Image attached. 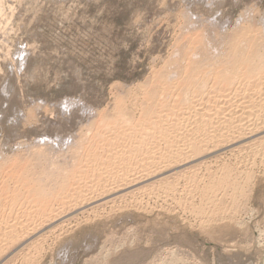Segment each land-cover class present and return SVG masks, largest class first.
<instances>
[{"label":"rangeland","instance_id":"1","mask_svg":"<svg viewBox=\"0 0 264 264\" xmlns=\"http://www.w3.org/2000/svg\"><path fill=\"white\" fill-rule=\"evenodd\" d=\"M187 22L195 26L185 29ZM239 22L244 35L259 36L264 0H0V160L29 149L69 158L77 137L89 136L71 185L47 200L31 196L15 202V212L8 209L27 178L19 182L20 164L4 169L0 217L10 222L0 239L11 225H31L20 229L18 240L0 242V264H264V133L217 147L206 140V150L184 166L164 173L156 168L166 163H159L146 174L138 162L128 172L135 181L118 179L124 171L119 150L138 135L150 160L153 153L187 148L198 111L220 109L222 120L241 109L258 113L264 75L230 86L205 71L223 93L207 84L185 97L184 84L162 78L154 94L138 89L157 77L179 39L196 46L207 31L229 32ZM146 98L152 104L140 111ZM116 102L125 115L115 113ZM32 106L35 116L26 122ZM135 118V129H127ZM94 119L96 130L87 131ZM187 129L191 134L181 138ZM225 173L231 179L217 182ZM167 175L172 191L157 184ZM102 182L121 189L111 194ZM208 183L213 189L204 196ZM40 204L61 212L42 222Z\"/></svg>","mask_w":264,"mask_h":264},{"label":"bare ground","instance_id":"2","mask_svg":"<svg viewBox=\"0 0 264 264\" xmlns=\"http://www.w3.org/2000/svg\"><path fill=\"white\" fill-rule=\"evenodd\" d=\"M193 26L195 25L188 23V25L185 26V29H188L189 27L192 28ZM243 32H244V29L241 23L239 22L229 32H222V33L220 32L219 34H217L212 31H207L206 33H204V37L198 41V44L196 46H194L191 42H182V40L179 39L178 42L173 47L172 53L169 55L167 59L163 61V65L161 69H159L156 72L157 77L155 78L153 76L151 77V79L146 80L145 84H140L138 89L143 90V88L145 87L144 90H148L149 93L154 94L157 86L160 83H162L161 81H159L158 78L160 79L162 78L166 81L175 80L176 87L184 84L185 91L183 94L186 97L188 93H190V91H193L192 87H197L201 89V87L206 86L207 84L209 88L212 87L216 89L218 92L223 91L222 89H220L219 86H216L215 81L211 82V79H208L206 77V75H208L209 73H211L212 78H216V80L219 79L222 82L229 84L230 86L232 85V83H235V84L236 82L241 83L245 78H255L254 81L259 80L260 78H262L263 80L262 75H264V29H261L262 33L259 36H255V35L249 36L247 35V33L244 35ZM193 49L194 51L193 53H191L190 51ZM190 53H191V56H190ZM205 71L208 74H206ZM258 76L260 77L258 78ZM116 104L117 105L114 108L115 113L119 116L125 115L127 113L126 108L121 106L120 103L118 102H116ZM150 104L152 103H150L147 98L144 99V102L141 106L142 109H140V111L146 110L148 105ZM255 105L258 106L257 114H255V111H253L252 109H249V110L241 109V110H236V111L231 112L229 117L224 118L223 120L220 119L219 115H217V114L222 113L220 109L208 107L204 111L202 110L198 112L196 111L199 117H196L193 121V126L191 127V129L194 132L192 133L193 135L190 137V140L187 143V146H186L187 148L185 149H182L181 147L172 148V149L167 150L165 154H162L159 156H155V154L153 153L152 155L150 154L148 156L149 158H151L150 160H147L148 151L145 150L144 148V146H146V143L143 142L145 140V137L140 138L137 133H134V135H138L137 137H135L138 140L136 142L132 141L128 145V147H125V145H122L121 149L119 150L118 161L120 164L121 163L124 164L123 165L124 171L121 169L123 172L120 173L118 179H120V181H127L128 183L135 181L136 179L134 178V176H132L134 175V173L128 174V172H130L132 169L134 170V167L136 163L138 162H141L140 163L141 167L148 168L147 170L149 171L146 172V174H150L151 172H153L154 171L153 168H156V164H159V163H163V164L166 163L164 167L162 166L160 168H156L159 170L162 169V171L165 170L164 173L172 171L176 169V167L184 166L186 165L184 162L188 161L189 160L188 158L192 159V157L198 156L203 151L206 150L204 149L205 148L204 146L206 145L203 144V142L206 140L210 141L213 144L212 147H217L220 145L228 144L230 142L231 144L235 143L236 142L234 141L235 137H236L235 139H238V137H244L245 135L247 136V135H253V134L256 135L259 133H264V98L257 101ZM36 108L37 106H32L29 109L27 115L25 116L26 122L31 121V119L35 116ZM98 113L99 115L101 114V112H98ZM214 118H217L216 121L213 120ZM97 122L98 120H95V119L92 120L90 122V128H88L87 131L94 132L97 128ZM135 122H136V118L131 120L130 122H127L128 123L127 129H130V130L133 128L135 129V125H136ZM152 123L153 124L160 123L159 118L156 120H153ZM215 124L217 125L215 126ZM188 131L189 129L185 130L179 136L182 138L183 134H191ZM153 132L154 131H151L150 134H153ZM88 141H89V136L87 134L79 135L76 139V145H75L77 148V151L75 150L73 155L70 156L69 158L65 157L63 159L62 158L59 159L56 156L50 154L47 150H43V149H39L34 153H30L31 150L29 149L27 150L28 151L27 153L18 154L17 156L13 155L11 157L4 158L3 160L1 159L0 160V180L3 178L2 172L4 171L6 167L10 165H17V164H20L22 167H24L22 176L19 177V182L23 184L22 180L27 178V183L22 185L23 191L18 194V197H16V199L11 200L7 208L10 210L12 209V211L15 212L17 209H19L18 207L19 205L14 204V203L22 202L27 197H31V196L37 197L39 199V202H41L42 200L49 199L54 194H59V193H62V191H66L68 187L71 185V182H70L71 173L74 172V169L76 168V161L78 160L79 157H84V151L86 150ZM261 147L263 148L262 150L264 152V145L262 144ZM259 149H258V152H259ZM138 151L140 154L145 153V157L143 156L141 158H137ZM254 152L255 150L253 151V153ZM96 154L101 157L100 153H96ZM17 158L18 160L15 162V159ZM116 160L115 159L112 160V163H116L117 162ZM135 160L137 161L135 162ZM25 161L28 162V165H25L26 164ZM191 161L192 160H190L189 162ZM189 162H186V163H189ZM149 164H152L155 167L149 166ZM211 170L213 169L211 168ZM223 175L224 176H222L221 179H217V180H220L217 182L222 183L225 181H229L231 179L230 174L225 173ZM247 177H250V176H247ZM189 179L194 181L195 176L194 175L190 176ZM232 179L234 180V178ZM235 179H238V178H235ZM99 180H102V179L99 178ZM169 180H170L169 176L161 177L158 179L157 184L158 185L162 184L166 189L172 191L173 185H172V182H170ZM15 183L16 182H11L10 184L7 182L9 187L12 184L14 185ZM100 184H102L103 187L109 186L107 189L106 188L105 189L107 192H110L111 194L118 192L121 189L119 188L120 187L119 185H122V184L117 183L119 185H117L116 187L110 188V185L105 186L103 182ZM26 185H29L30 187ZM134 185H135L134 183L129 184L128 186H126V188L132 187ZM212 187L210 183L203 186V189H202L203 195L207 193L209 194L210 192H212V189H213ZM236 188L238 189L239 186L233 184L232 189L236 190ZM197 191H199L198 188H197ZM231 193L233 192L231 191ZM217 194H220V193L218 192ZM225 196H228V195H225ZM80 198H81V194L80 192H78L77 200L75 199L74 205L77 204V202H79ZM236 198H237V195H236ZM214 205H215V202H214ZM63 206L60 208H64ZM1 208H4V202L1 203L0 209ZM40 208L41 210L38 213L40 217L37 219L38 220L43 219L41 220L42 222L52 218L53 216L58 215L59 214L58 212H61L59 208H56V213H55L54 208L53 207L50 208L48 204L47 205L40 204ZM225 208L226 207L224 206V209ZM211 210L213 211V209ZM218 210H221V209H218ZM222 210H223V207H222ZM4 218L5 217H0V232L3 231L4 228H6L4 227V225H7L8 224L7 222H10L9 219L5 220ZM22 223L24 222H18L17 224L11 225L12 228L10 231L2 232L5 235V237L0 239V242L6 241L8 238L10 240H15V239L18 240L19 233L21 232L20 229L28 228L31 225V224L30 225L24 224L23 227L18 228L17 225L22 226L23 225Z\"/></svg>","mask_w":264,"mask_h":264}]
</instances>
